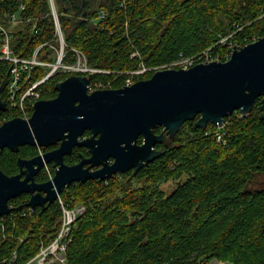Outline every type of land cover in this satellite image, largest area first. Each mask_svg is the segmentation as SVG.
I'll list each match as a JSON object with an SVG mask.
<instances>
[{
	"label": "trees",
	"instance_id": "trees-1",
	"mask_svg": "<svg viewBox=\"0 0 264 264\" xmlns=\"http://www.w3.org/2000/svg\"><path fill=\"white\" fill-rule=\"evenodd\" d=\"M52 2L66 44L65 63L75 61L73 50L81 52L88 67L98 71L88 76L89 83L110 82L111 89L124 87L129 73L140 66H167L205 51L225 62L230 44L242 47L264 37V0ZM20 5L37 18V32L30 25L17 29L12 49L19 57H29L53 39L54 22L50 0H0V13ZM225 38L226 43H219ZM41 51L47 54L49 49ZM7 71V63L0 61V76ZM153 73L134 80L149 79ZM68 76L56 74L45 81L39 100L56 96V84ZM260 100L247 116L235 112L227 117L221 129L208 125L201 130L193 122L184 123L173 139L156 145L162 156L134 176L118 174L65 188L60 195L64 203L86 208L73 227L66 264H201L210 258L264 264V188L249 189L264 173ZM18 116L7 108L0 112V125L4 118ZM217 131L225 133L224 143L216 141ZM160 132L155 128L156 134ZM76 151L85 153L84 148ZM37 155L31 146L18 153L4 149L0 169L15 175L19 158ZM86 158L73 154L64 162L72 166ZM35 181H48L44 169ZM169 181L174 187L166 193L161 185ZM28 199L24 194L11 200L14 216L2 217L0 264L28 262L37 255L40 241L47 244L56 234L58 201L32 213L25 206ZM23 212L26 216H21Z\"/></svg>",
	"mask_w": 264,
	"mask_h": 264
},
{
	"label": "water",
	"instance_id": "water-1",
	"mask_svg": "<svg viewBox=\"0 0 264 264\" xmlns=\"http://www.w3.org/2000/svg\"><path fill=\"white\" fill-rule=\"evenodd\" d=\"M5 84L6 79L0 94ZM88 86L87 77L72 75L56 84V98L34 102L28 119L17 117L0 125V151L15 153L22 146L48 148L59 143L43 155L19 158L16 175L0 169V217L13 211L9 202L22 194L29 195L25 206L35 213L37 208L44 211L73 183L103 182L129 171L136 175L162 156L156 145L173 139L186 122H193L196 129L208 125L221 129L233 113L250 114L258 98L264 120V37L235 46L226 62L158 70L149 79L119 89L88 93ZM5 110L0 98V112ZM155 128L161 132L156 134ZM85 131L91 136L79 141ZM74 147L86 148L90 156L66 165L64 156ZM47 165L55 169L53 177L35 182Z\"/></svg>",
	"mask_w": 264,
	"mask_h": 264
},
{
	"label": "built area",
	"instance_id": "built-area-1",
	"mask_svg": "<svg viewBox=\"0 0 264 264\" xmlns=\"http://www.w3.org/2000/svg\"><path fill=\"white\" fill-rule=\"evenodd\" d=\"M50 4L51 16L54 22L53 39L39 45L29 57H19L14 53L12 49L14 33L17 29L24 28L27 25H30L31 31L34 30V33H36L37 18L29 15L24 5H20L15 10L0 13V61L8 65L6 76H0V86L6 79V84L0 94V98L6 104V109H12L20 117H24L25 119L29 117V110H32L34 102L40 97L42 85L52 76L56 74H69L88 78L89 75L98 72L88 67L85 56L77 50H73L75 61L65 63L66 44L52 0ZM103 16L104 14H101V17ZM228 38L222 39L219 43H224ZM44 47L49 49L47 54L41 51ZM229 47L230 52L225 58L226 61L229 60L234 48L231 44ZM136 55L134 53L132 57ZM213 61L219 62V56L213 57L209 51H205L197 56L180 58L170 64V66L182 65L184 69H188L200 63ZM40 71L44 72L41 78L38 77L42 73ZM147 71L151 70L144 66H140L136 70L131 71L129 77L124 81V86L133 85L134 78L143 75ZM110 86V82L103 83L96 81L91 84L89 83L88 93L106 89ZM2 121H5V118ZM215 139L218 143H224L225 133L217 131L215 133ZM56 200L60 205L61 211L59 227L56 234L47 244L40 241L37 255L24 264H66V252L71 242L73 227L78 218L84 214L86 208L82 204L69 206L63 202L60 196ZM6 216H14V214L11 212ZM21 216H26V213H21ZM0 226L3 228L2 217H0Z\"/></svg>",
	"mask_w": 264,
	"mask_h": 264
},
{
	"label": "rangeland",
	"instance_id": "rangeland-1",
	"mask_svg": "<svg viewBox=\"0 0 264 264\" xmlns=\"http://www.w3.org/2000/svg\"><path fill=\"white\" fill-rule=\"evenodd\" d=\"M51 1V0H50ZM53 3V2H52ZM51 5V4H50ZM53 6H54V4H53ZM255 41H257V39L255 40V39H253V41L251 42V43H253V42H255ZM224 43H226V41H224ZM226 62V61H225ZM148 69H150L151 70V72H156V71H158V70H163V69H184L183 67H182V65H176V66H170V65H167V66H160V67H155V68H148ZM154 74V73H153ZM61 75H69V74H61ZM71 76V75H70ZM70 76H68V77H70ZM140 77L142 76V75H139ZM138 76V77H139ZM67 77V78H68ZM65 80V79H64ZM137 81H139V80H137ZM107 83H109V82H107ZM134 83H135V80H134ZM111 85V84H110ZM106 89H111V86L109 87V88H106ZM101 90H103V89H101ZM96 91V90H95ZM94 92V91H93ZM40 98V97H39ZM39 98L36 100V101H38L39 100ZM35 101V102H36ZM31 115H29V117H30ZM19 118H23V119H25L24 117H20V116H18ZM28 117V118H29ZM27 118V119H28ZM12 119H14V118H12ZM11 120V119H10ZM4 122H6V121H2L1 123H4ZM49 167V165H47L46 167L44 166L43 167V169L45 170V173L47 174V177H48V180L49 179H51L52 177H53V175H54V173L48 168ZM135 184V183H134ZM136 185V184H135ZM173 187H174V182L173 181H169V182H167L166 184H163V185H161V188L163 189V190H165L166 191V193H169V192H171V190L173 189ZM260 188H264V173L263 174H260V175H258V176H256L255 177V179L249 184V189H251V190H254V189H260ZM75 205H77V204H75ZM74 206V205H73ZM201 264H232L231 262H229V261H222V260H219V259H217V258H210V259H207V260H205V261H202L201 262Z\"/></svg>",
	"mask_w": 264,
	"mask_h": 264
},
{
	"label": "flooded vegetation",
	"instance_id": "flooded-vegetation-1",
	"mask_svg": "<svg viewBox=\"0 0 264 264\" xmlns=\"http://www.w3.org/2000/svg\"><path fill=\"white\" fill-rule=\"evenodd\" d=\"M56 96H57V92H56ZM56 96H54V97H52V98H49L48 100H52V99H54V98H56ZM32 114V113H31ZM91 136V132L90 131H85L84 132V134H83V136H81V137H79L78 138V140L79 141H81L83 138H87V137H90ZM22 147H24V146H22ZM22 147H20L19 148V150L22 148ZM31 147H33V146H31ZM59 147V143H57L56 145H54V146H51V147H48V148H45V147H35L37 150H38V155H43V154H45V153H47V152H50V151H52V150H56L57 148ZM77 148H84V147H74L73 149H72V151H71V153L70 154H68V155H65L64 156V159L65 158H67V157H70V156H72L73 154L75 155L76 154V156L77 157H80V158H82V157H86L87 155H88V157L90 156V154H89V152H88V150L86 149V148H84L85 149V153L87 154V155H85V153H82V152H79V151H76V149ZM4 150V149H3ZM8 150V149H7ZM19 150H18V152H19ZM1 152V151H0ZM11 152V151H10ZM18 152H15V153H18ZM11 153H14V152H11ZM21 159V158H20ZM27 159V158H26ZM28 159H30V158H28ZM27 159V160H28ZM65 163V162H64ZM66 164V163H65ZM67 165V164H66ZM49 166H51L52 168H53V166L52 165H49ZM73 166V165H72ZM54 169V168H53ZM43 170V169H42ZM41 170V171H42ZM94 169H91V171H93ZM40 171V172H41ZM54 171H55V169H54ZM3 172V171H2ZM39 172V173H40ZM132 172L133 171H129V172H127V173H130V174H132ZM19 173V168H18V164H17V172H16V174H18ZM39 173L35 176V179H36V177L39 175ZM15 174V175H16ZM126 174V173H125ZM120 175H122V174H120ZM8 176H11V175H8ZM13 176V175H12ZM24 178V176H22V179ZM36 182V181H35ZM38 183V182H37ZM22 195H24V194H22ZM25 195H28V194H25ZM29 196V195H28ZM38 209V208H37Z\"/></svg>",
	"mask_w": 264,
	"mask_h": 264
}]
</instances>
